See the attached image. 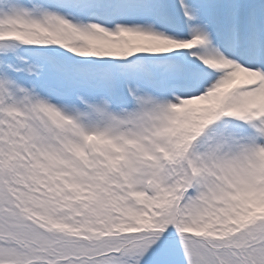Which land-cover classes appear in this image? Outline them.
Wrapping results in <instances>:
<instances>
[{"label":"rangeland","instance_id":"obj_1","mask_svg":"<svg viewBox=\"0 0 264 264\" xmlns=\"http://www.w3.org/2000/svg\"><path fill=\"white\" fill-rule=\"evenodd\" d=\"M167 1L0 0V264H264V104L203 59L250 0H222L213 32ZM154 27L197 52L150 61L131 39Z\"/></svg>","mask_w":264,"mask_h":264},{"label":"bare ground","instance_id":"obj_2","mask_svg":"<svg viewBox=\"0 0 264 264\" xmlns=\"http://www.w3.org/2000/svg\"><path fill=\"white\" fill-rule=\"evenodd\" d=\"M257 1L258 0H250V7L248 8L247 13L245 14L246 23L248 24H243L241 21L243 19V15L241 13L236 12L235 14H233V18L235 19L234 25L231 24V27H227V30H225L224 27H221L219 29L218 34L209 35L210 40L209 43L205 44V57H203V59L205 64H210L211 62H213L216 66L215 68L221 70L229 78L233 79L239 87H242L245 91L243 92V95L247 99H256L257 104H264V97L260 93V91L264 90L263 71L260 69V66H256L253 68L243 66V64L247 60H253V53L255 54L256 58H260L261 60H263L262 64H264V31H262L260 27L261 24H264V9L259 8ZM116 5L119 6L111 9L110 11L112 13V18L127 17L132 21L138 23L151 19L150 9L147 10L145 6H138L134 4ZM220 6H223L222 1H220L219 4L218 1L216 3H212L210 0H169L167 2H162V6L160 8L155 9L154 12L156 13V11L158 12L159 10H162L163 13L164 11L165 13H167V17L179 15L180 17L184 16L190 18H198L199 14L203 13L205 20L212 25L214 23V20L218 21L220 15L222 14V12H217L221 11ZM201 7H203V10L201 9ZM92 23L96 24V22ZM90 28H92L91 25ZM152 31L153 32L151 34H146L144 36H134L131 40L137 43L136 45L139 47L138 50L141 51L143 54L149 55V60L153 61L154 63H160L162 59H165L167 62L171 61V58H168L169 56H182L184 54L197 52L195 47L199 43V40H192L188 42L179 40V38H172L169 33L161 30V28L159 27H154ZM243 37L247 39L248 45L250 46L251 51L253 53L251 52L249 54L244 52L245 49H243V46L245 45V43L239 46V40H242ZM232 49H234L235 51H233ZM163 56H166V58H164ZM179 61H186L191 63L193 66L197 67V64H193L190 60L184 57L179 58L178 62ZM169 65L170 64H166L165 66L160 67L165 71L166 77H169V75L172 73L174 76L177 75L183 78L189 76L187 75L185 70L181 71L180 66L178 68L171 67L170 69H168ZM190 77L192 78V81L198 82L196 81L199 78L198 76L193 77L192 75H190ZM259 79L261 80L260 84L257 87L253 86V84ZM205 101L206 100L204 99H195L193 102L194 104L200 105ZM176 108L181 107L174 106L169 108V110L176 111ZM258 110L261 109L259 108ZM261 114H264V111L258 113V116H260ZM257 118L258 117H256V119ZM261 127L262 128L260 129H263L264 133V121L261 122ZM197 133H199L198 130H196V132L194 133L196 134L195 136H198ZM202 138L203 135H201L200 140ZM263 138L264 134L260 135L258 138L259 143L256 145V153L259 157H262L264 155ZM192 142V140L185 139L181 144L179 152L182 151V149H184L186 146H190ZM227 148L228 152L226 153V155H229L233 152V146L229 144ZM242 159H244L243 156H241V160ZM230 163L235 165L233 172H239V170H244L243 172L247 174V172L250 173L252 170V166L249 165L248 167L247 162L245 164L242 162V164L245 166L242 168L239 167L238 162L236 160L234 161L232 159L229 161V164ZM261 173H264V169ZM255 174L257 173L255 172ZM249 178L250 177L248 176L247 179H245L241 183H247L249 181ZM250 206L253 210L260 211L263 209L260 207V203L257 202V196L253 197Z\"/></svg>","mask_w":264,"mask_h":264}]
</instances>
